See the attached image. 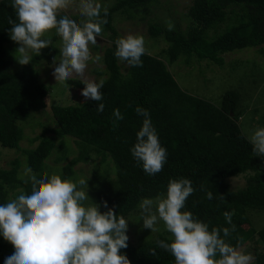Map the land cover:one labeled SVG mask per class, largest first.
<instances>
[{"label":"trees","instance_id":"trees-1","mask_svg":"<svg viewBox=\"0 0 264 264\" xmlns=\"http://www.w3.org/2000/svg\"><path fill=\"white\" fill-rule=\"evenodd\" d=\"M156 1L115 0L107 8L106 17L102 9L101 16L108 21L102 26L103 32H111L112 41L103 53L104 70L98 72L104 80L103 99L98 102L105 105L104 111L98 112V103L92 100L78 105L50 106L56 128L44 130L36 148L22 151L26 166L31 167L38 178L47 174L44 161L55 146L53 140L45 136L47 131L59 138H73L82 151L63 167L61 177L69 178L73 165L88 160L90 153L100 156L101 163L109 159L115 179L108 185L101 184V189L95 187L96 200L102 213L108 210L103 207L106 201L109 208H114L117 215L125 219L143 198L166 194L170 180L189 179L195 192L188 198L184 210L207 223L209 230L225 227L231 230L223 213L234 211L232 223L236 230L228 237H223L221 231L222 238L240 248L257 236L261 248L253 250V264H264V228L256 230L248 217V211H264V158L253 155L252 145L238 125L239 95L233 91L225 93L220 105L188 95L181 90L166 64L146 53L141 58L142 66L132 67L124 62L128 68L125 74L121 72L115 57L113 14L122 12L127 19L143 21ZM186 17L189 20L186 30L175 26L169 31L166 23H148L149 37H161L168 43L169 63L183 57L189 64L190 59L196 57L221 65V54L246 48L264 54V0H193ZM70 18L78 23L82 19L80 15ZM10 19L16 20L12 0H0V145L17 148L23 139L19 124L32 112L46 109L48 105L49 87L38 80L35 67L41 61L53 63L59 51L52 43L51 47L41 50V56L33 55L31 64L13 71L12 63L4 58V45L10 40ZM227 21L221 33L208 36ZM51 39L55 42L59 37L54 34ZM68 82L80 90L85 87L78 80ZM137 107L150 113L160 143L167 150V162L155 176L147 175L131 155L130 149L136 143L144 119L136 113ZM116 109L124 119L115 121L114 127ZM261 122L264 128V115ZM65 146L61 143V155L56 162L66 159ZM18 164L14 160L12 168L0 169V204L6 203L10 193L20 187L31 194V182L25 183L26 179L17 176ZM237 175L245 176V184L233 191L227 179ZM207 191L213 192L212 200L206 198ZM220 195H224L223 199ZM172 239L160 235L154 241L137 246L128 240V247L122 249L121 254H126L131 264H175L174 257L157 245L158 240L170 243ZM13 252L14 247L0 236V264H5V258Z\"/></svg>","mask_w":264,"mask_h":264},{"label":"clouds","instance_id":"clouds-1","mask_svg":"<svg viewBox=\"0 0 264 264\" xmlns=\"http://www.w3.org/2000/svg\"><path fill=\"white\" fill-rule=\"evenodd\" d=\"M72 3L73 0H12L16 20H9V38L19 45L14 53L17 62L27 66L32 63L33 55L39 57L41 50L52 46L54 33L61 41L59 56L52 65L55 81L80 79L85 85L81 91L85 102L98 103L103 99L104 80H90L86 69L89 61L102 59L99 54L93 58L90 45L98 44L97 37L102 38V26L108 21L102 18V6L97 0H79L82 19L78 23L62 14ZM103 14L107 16V9H103ZM166 24L169 31L174 29L171 21ZM115 45L117 59L132 67L142 66L141 58L146 52L143 36L128 34L118 38ZM104 107L98 103L96 110L102 113ZM135 111L144 119L130 149L131 155L147 175L155 176L167 162V150L160 143L150 113L141 107ZM113 115L115 127V121L124 117L119 109ZM247 139L253 155L264 158V128H257ZM24 176L28 178L25 183L31 182V194L20 187L6 203L0 204V236L14 247L5 264H131L127 255L121 254L128 247L129 221L118 216L106 201L103 207L108 210L102 213L101 205L88 195V181L66 180L56 174L38 178L31 167L24 168ZM194 192L189 179H172L166 194L139 202L143 228L151 233L159 232L158 224L163 222L173 238L170 243L158 240V247L171 254L175 264H253L251 254H245L221 236V231L223 237H228L236 230L232 223L234 211L223 213L231 230L227 227L209 230L207 223L184 210ZM220 196L223 199L224 195ZM206 198L212 200L213 192L207 191ZM89 200L92 203L86 204Z\"/></svg>","mask_w":264,"mask_h":264},{"label":"rangeland","instance_id":"rangeland-1","mask_svg":"<svg viewBox=\"0 0 264 264\" xmlns=\"http://www.w3.org/2000/svg\"><path fill=\"white\" fill-rule=\"evenodd\" d=\"M97 2L101 4L102 9H107L115 3V0H97ZM192 2L193 0H157L151 6L149 15L143 21L139 19H127L125 13L116 12L113 14L111 22L116 32V40L128 34L143 36L146 49L145 53L162 60L181 90L188 95L207 100L214 105H220L225 93L230 91L237 93L239 95L241 111L238 125L247 139L257 128H263L261 119L264 115V54H260L254 48H246L221 54L220 56L223 58L221 65L207 59L198 60L196 57H192L189 64L184 62L183 57H180L174 63H169L166 54L168 43L161 37L151 39L148 35L149 22L163 24L166 21H171L174 27L178 26L180 29L186 30L189 25V20L186 15ZM78 5L79 0H73L70 7L62 14H67L69 17L79 15ZM228 23V21L223 22L219 25L216 32L210 31L208 36L213 37L212 35L221 33ZM53 35L54 33L51 38ZM110 36L111 32H103L102 38L97 37L98 44L96 46L90 45V52L93 58L97 54L102 57L99 62H88L86 76L90 80L99 82L102 79V76L98 72L104 70L103 53L112 44ZM53 44L59 51L61 47L60 38L55 40ZM18 47L19 45L12 40H9L4 45V58L12 63L13 71H19L22 68L14 55ZM118 64L121 72L125 74L128 65L119 59ZM52 65L53 63L41 61L35 67L38 80L48 86L50 90L46 109L32 112L26 121L19 124L22 127L23 139L19 142L17 148H6L0 145V169L12 168V162L17 160L19 162L17 176L20 179H28L24 176V168L27 166L22 151L36 148L39 143L38 138L43 135L44 130H53L56 128V122L50 111V106L78 105L85 102L84 97L81 95L82 90L74 88L69 84V80L62 83L55 81L52 75L54 71ZM71 80L81 81L78 78ZM45 136L50 137L55 146L50 156L44 161V169L49 175L56 174L62 176L63 167L71 159L78 157L82 149L69 136L59 138L48 131ZM61 143L66 145L68 154L64 161L56 162L57 157L61 155ZM95 174L96 177H94ZM244 177V175H237L227 179L230 189L236 191L242 188L245 184ZM80 178L88 181V195L94 203L99 204L96 200L95 187L101 189V184L105 186V183L107 185L112 183L110 181H114L115 179V170L109 159L106 163H101L100 156L90 153L88 160L73 165L72 175L66 180L77 181ZM98 183L100 185H97ZM14 194L16 192H11L10 196ZM91 200L85 203L91 204ZM248 217L256 230L264 228V211H248ZM126 220L129 221V240L135 246L143 242L154 241L160 235L172 237L164 229L163 222L158 224L160 228L159 232L151 233L150 229H144L142 221H139V208L128 215ZM256 240L257 236H254L240 247V249L245 254H251L253 256V250L255 248H261V243Z\"/></svg>","mask_w":264,"mask_h":264}]
</instances>
